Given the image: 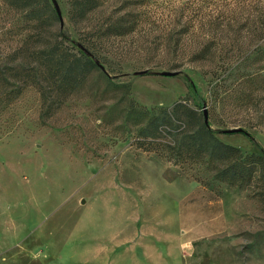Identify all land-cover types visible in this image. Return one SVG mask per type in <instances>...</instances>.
Returning <instances> with one entry per match:
<instances>
[{"label": "rangeland", "instance_id": "1", "mask_svg": "<svg viewBox=\"0 0 264 264\" xmlns=\"http://www.w3.org/2000/svg\"><path fill=\"white\" fill-rule=\"evenodd\" d=\"M49 1L73 51L91 47L70 21L69 0ZM124 1L103 0L81 30L124 14ZM180 2L150 0L138 10L167 14ZM244 6L237 15L248 25H234L204 61L191 60L197 37L168 43L156 31L88 47L129 94L112 91L101 72L60 104L33 87L0 94V264H264L262 173L237 186L208 163L185 174L137 147L139 125L126 121L120 99L148 110L182 101L200 116L207 109L221 141L264 157V54L253 51L264 49V23L253 24ZM10 20L0 12L3 56L16 43Z\"/></svg>", "mask_w": 264, "mask_h": 264}, {"label": "trees", "instance_id": "2", "mask_svg": "<svg viewBox=\"0 0 264 264\" xmlns=\"http://www.w3.org/2000/svg\"><path fill=\"white\" fill-rule=\"evenodd\" d=\"M149 1L125 0L123 8H130L124 14L109 16L95 28L81 30L84 29L82 24L99 10L103 0H69L70 21L91 47L100 45L103 39L125 37L142 30L159 32L168 43L197 37L191 58L194 61H204L210 54L214 56L229 38L234 25L239 28L248 25V17L243 20L237 15L238 9L245 10L246 3L247 11L254 15L253 24L264 23L263 0H182L167 14L161 11L155 16L147 10H138ZM0 12L2 18L11 16L10 38L16 42L5 56L0 51V94L17 98L33 87L43 97L55 93L56 103L60 104L79 92L95 73L105 72L107 58L95 51L90 53L91 47L83 44V50L75 53L66 43L67 36L54 28L60 19L49 0H0ZM253 51L258 56L264 54L260 46ZM247 58L249 56L243 57ZM101 76L111 85L112 91L125 89L129 94L128 85L113 84L102 72ZM120 99L127 102L123 110L126 121L139 125L137 147L155 152L158 157L178 165L185 174L197 165L208 163V170L234 186L252 182L259 171L264 176L263 156H244L239 148L221 141L205 123L204 116L186 103L177 102L171 110H148L136 106L128 97ZM109 112L111 115L117 113L114 106ZM262 197L264 199V195Z\"/></svg>", "mask_w": 264, "mask_h": 264}, {"label": "water", "instance_id": "3", "mask_svg": "<svg viewBox=\"0 0 264 264\" xmlns=\"http://www.w3.org/2000/svg\"><path fill=\"white\" fill-rule=\"evenodd\" d=\"M58 16H60V12L58 11L57 12ZM61 17V16H60ZM165 76H173L175 75L174 72H165L164 73ZM204 120H205V123L209 125V115H208V111L207 109H204ZM237 131H241L240 129H235V130H228V132L232 133V132H237Z\"/></svg>", "mask_w": 264, "mask_h": 264}]
</instances>
